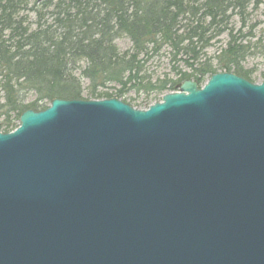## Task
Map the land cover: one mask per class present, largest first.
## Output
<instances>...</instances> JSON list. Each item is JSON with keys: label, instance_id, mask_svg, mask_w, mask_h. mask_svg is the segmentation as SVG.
<instances>
[{"label": "water", "instance_id": "95a60500", "mask_svg": "<svg viewBox=\"0 0 264 264\" xmlns=\"http://www.w3.org/2000/svg\"><path fill=\"white\" fill-rule=\"evenodd\" d=\"M178 89L0 132V264H264V81Z\"/></svg>", "mask_w": 264, "mask_h": 264}, {"label": "trees", "instance_id": "16d2710c", "mask_svg": "<svg viewBox=\"0 0 264 264\" xmlns=\"http://www.w3.org/2000/svg\"><path fill=\"white\" fill-rule=\"evenodd\" d=\"M250 1L0 0V132L13 131L23 112L42 111L54 99H120L131 89L162 93L218 72L249 80L253 71L242 64L262 47L247 39L250 33L233 35L227 25L232 15L245 24ZM224 31L225 48L203 60ZM122 38L131 42L123 53L116 46ZM163 47L172 63L183 56L189 73L151 84L144 63ZM109 85L118 87L115 93Z\"/></svg>", "mask_w": 264, "mask_h": 264}, {"label": "rangeland", "instance_id": "374dc122", "mask_svg": "<svg viewBox=\"0 0 264 264\" xmlns=\"http://www.w3.org/2000/svg\"><path fill=\"white\" fill-rule=\"evenodd\" d=\"M30 1L32 2L33 0ZM251 1L246 11L245 24L242 25V21H240L238 16L232 15L227 25V31L231 30L232 34L237 36L239 33H241L243 37H246L247 34L250 33L252 37L247 39H251V42H257L258 45L262 47V51L260 53H255L254 55L248 57L242 64V67L245 71H253V74L250 76L248 81L254 84H260L262 81H264V0H261L258 5H255L253 0ZM227 31L214 36L209 47L203 51L205 55L203 60L214 58L220 49L225 48V45L229 39ZM116 46L118 50L123 53L130 50L131 42L127 38H122L116 42ZM140 59L142 58L140 57ZM183 60H185V58L183 56H179V62L172 63L169 49L163 47L156 55H153L151 58L147 59V61L144 63L143 72L146 76L150 77L151 84L164 80L176 82L179 78L177 71L187 74L189 73L185 68ZM214 62L215 61L213 60V63ZM208 78L209 76H206L199 84L203 85ZM84 85H86V82H84ZM177 85L175 90H166L162 93L148 94L143 90L137 92L136 89H131L122 96L121 100L137 110H146L149 106L158 103L163 95L178 91ZM107 89L109 93H115L118 87L115 85H109ZM83 97L85 98L86 95H83Z\"/></svg>", "mask_w": 264, "mask_h": 264}]
</instances>
